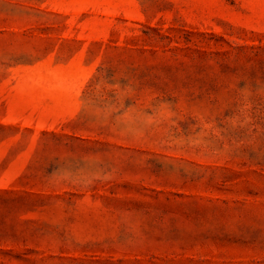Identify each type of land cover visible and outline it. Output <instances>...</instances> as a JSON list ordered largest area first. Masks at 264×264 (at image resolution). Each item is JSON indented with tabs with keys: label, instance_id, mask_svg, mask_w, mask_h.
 Returning a JSON list of instances; mask_svg holds the SVG:
<instances>
[{
	"label": "rangeland",
	"instance_id": "rangeland-1",
	"mask_svg": "<svg viewBox=\"0 0 264 264\" xmlns=\"http://www.w3.org/2000/svg\"><path fill=\"white\" fill-rule=\"evenodd\" d=\"M0 264H264V0H0Z\"/></svg>",
	"mask_w": 264,
	"mask_h": 264
}]
</instances>
